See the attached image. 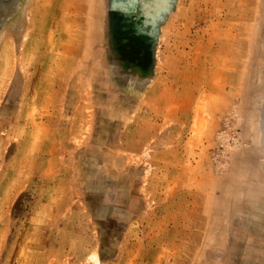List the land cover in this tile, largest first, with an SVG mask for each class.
Masks as SVG:
<instances>
[{"label": "rangeland", "instance_id": "obj_1", "mask_svg": "<svg viewBox=\"0 0 264 264\" xmlns=\"http://www.w3.org/2000/svg\"><path fill=\"white\" fill-rule=\"evenodd\" d=\"M0 264H264V0H0Z\"/></svg>", "mask_w": 264, "mask_h": 264}]
</instances>
